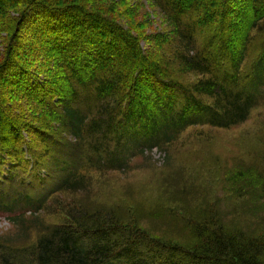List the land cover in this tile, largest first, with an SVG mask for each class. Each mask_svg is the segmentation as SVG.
Returning <instances> with one entry per match:
<instances>
[{
	"label": "trees",
	"instance_id": "obj_1",
	"mask_svg": "<svg viewBox=\"0 0 264 264\" xmlns=\"http://www.w3.org/2000/svg\"><path fill=\"white\" fill-rule=\"evenodd\" d=\"M149 1L166 27L153 40L195 82L174 80L107 0H0V212L18 229L0 235V264H264V156L226 172L237 205L191 208L176 176V210L92 195V172H127L264 101V0Z\"/></svg>",
	"mask_w": 264,
	"mask_h": 264
},
{
	"label": "rangeland",
	"instance_id": "obj_2",
	"mask_svg": "<svg viewBox=\"0 0 264 264\" xmlns=\"http://www.w3.org/2000/svg\"><path fill=\"white\" fill-rule=\"evenodd\" d=\"M106 14L128 25L131 31L135 27L140 32L142 45L148 49L146 51L151 57L161 59L174 80L188 83L201 78L196 72H183L174 57L171 58L167 44L159 43L158 46L153 40L158 33L166 31V27L164 19L149 0H107ZM256 31L264 32V24ZM142 36H148L151 40L147 41ZM166 150L165 153L156 149L146 153V157L138 156L133 161V168L127 172H92V195L98 202L118 204L125 208L130 207L132 201H139L149 208L163 206L176 210L180 202L177 204L170 182L176 176L173 179H180L181 183L192 188L194 194L187 197L191 208H198L205 200L210 204L220 200L223 204L237 205L239 200L226 194V172L237 166H263L264 101L253 108L247 120L240 124L228 128L190 126ZM80 194L83 195V192ZM70 199L76 200L75 197ZM30 216L27 213L25 217ZM248 216L244 215L240 220H251ZM230 217L233 218L232 213ZM8 218L7 213L0 212V235L13 237L12 234L18 229ZM61 220L62 217L58 215L47 214L45 217V221L51 223H61ZM34 235L32 232L31 239ZM28 237V234L25 235L26 240Z\"/></svg>",
	"mask_w": 264,
	"mask_h": 264
}]
</instances>
